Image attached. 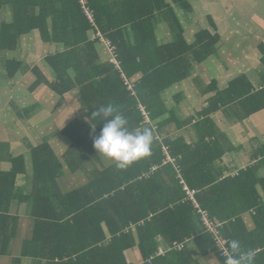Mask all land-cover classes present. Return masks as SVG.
Masks as SVG:
<instances>
[{
	"label": "trees",
	"instance_id": "obj_1",
	"mask_svg": "<svg viewBox=\"0 0 264 264\" xmlns=\"http://www.w3.org/2000/svg\"><path fill=\"white\" fill-rule=\"evenodd\" d=\"M86 2L93 13L94 24L86 19L78 0H0V73L7 79H13L19 73L22 76L31 73L35 80L30 91L45 85L58 97L78 89L87 107L86 120L72 122L63 134L74 148H85L86 154L82 157L89 161L90 156L96 153L93 137L102 128V123L93 119L91 112L101 105L113 103L120 106L127 118L137 114L138 100L149 111L154 109L158 93L185 80L192 62L200 64L216 53L220 36L211 19H208L214 34L200 30L195 34L194 44L186 42L175 11L190 13V0ZM159 13L166 14L173 35L171 41L162 45H158L155 33ZM33 32L38 33L43 44L59 49L43 59L44 65L54 74L52 81L39 67L30 68L6 55L7 52L21 50L22 38ZM89 33L94 35L91 40ZM97 33L114 49L119 69L107 63H98L97 46L105 42L95 36ZM261 61L264 65V53ZM121 75L128 79L141 76L135 87L137 98L126 91ZM227 103L239 104L243 118L249 117L264 109V89L254 92L244 76L238 77L224 91L215 94L202 114L210 115ZM138 119L139 123L142 122L140 115ZM164 147L179 166L184 184L192 190L200 189L192 184L193 168L188 166L184 148L174 143ZM30 156V180L34 184L31 193L25 194L24 188L17 186L18 177L27 176L23 156H13L8 162L10 169L0 170V237L3 246L10 237L2 226V222L9 217L2 210H7L12 201L18 200L31 202L34 219L31 239L24 247L25 257H39L35 252L43 249L48 251L44 259L49 264H126L124 253L137 245L145 264L148 260L149 264H179L188 250L173 251L163 257L155 255L158 247L156 238L161 237L170 246L174 241L186 240L199 249L205 246L206 250L201 255L215 253L224 264L225 258L217 252L215 243L206 233L198 214H194L184 192L176 197L172 193L174 191L165 189L179 188L177 183L182 186L172 164H162L165 157L162 145L153 143L150 155L137 160L127 169H117L118 172L103 170L85 188L65 195L57 192L53 197L50 192L55 189L61 174V162L46 142L31 148ZM152 165L162 168L158 173H154L156 170L150 172L152 175L146 178L143 175L150 171ZM199 170L198 165L197 173ZM161 174L169 177V186L163 183ZM243 175L240 172L236 177L211 184L210 192L216 198L209 192L196 191L199 207L208 213L212 221L216 216L214 208L208 205L209 201L217 202L224 187L237 189L242 184ZM261 247L264 248V244Z\"/></svg>",
	"mask_w": 264,
	"mask_h": 264
},
{
	"label": "crops",
	"instance_id": "obj_2",
	"mask_svg": "<svg viewBox=\"0 0 264 264\" xmlns=\"http://www.w3.org/2000/svg\"><path fill=\"white\" fill-rule=\"evenodd\" d=\"M230 3L232 4V2ZM178 11L180 10L175 11L177 17ZM191 12H193V8ZM159 16L160 20L156 26L155 33L158 45H162L168 43L169 40L171 41L173 35L170 32L171 30L168 26L166 14L161 13ZM206 19V27L201 30H208L211 34H214L216 30L217 34L220 36V40L216 45V53L200 64L192 62L189 74L185 80L158 93V99L156 100L154 109L149 111L137 99V114L127 117L129 122L128 127L130 130L143 129L145 127L150 128L153 134V143L162 146H166L168 143H174L177 147L181 149L184 148L188 166L191 165V168L194 169V171L193 169L191 170V177L193 178L192 184L201 187L197 189L198 192H209L212 194L210 192L211 184L221 182L225 178L236 177L240 172L245 174L242 176V184H240L237 189L233 188V186L224 187L222 189L221 198L215 203L209 201L208 205L210 208H214L216 216L214 221L220 225V232L224 239L226 241L230 238L238 239L241 242L243 250H252L255 253V264H264V253L262 254L264 248L261 247L262 244H264V109L253 113L249 117L243 118V112L240 110L239 104L227 103L226 105L219 106L218 110L210 115L202 114L204 109L210 106L211 100L214 98L215 94L224 91L229 86L230 82L238 77L244 76L252 85L254 92H258L262 88L264 89V65L261 61L264 53V41L260 40L254 45L248 44L250 51L246 49L245 44L242 46V42H237L235 39L233 40L234 46L230 47V34H224V32H229L230 30L226 29L222 21H219L214 16L207 15ZM208 19H211L213 22L215 30L209 26ZM179 23L182 26L180 20ZM259 25L262 27L263 24L260 22ZM183 28L185 27L182 26V29ZM237 28L238 27H236V29ZM199 31L200 30L195 34ZM236 37L238 36L235 35V38ZM89 38L90 40L94 38L93 33H89ZM241 46L242 51L237 53L236 50L241 48ZM53 47V53L59 50L56 46L53 45ZM97 49L99 52V64L107 63L116 69L120 68L118 57L115 55L114 58L104 43L101 42L97 46ZM230 49L231 51L234 50L235 53H231ZM45 56H42V63ZM216 60L218 62L217 64L215 62ZM207 64L220 71L217 78L207 80L203 79L200 74L194 73L197 66ZM43 69L40 68L41 71H45ZM231 70H235L236 73H231ZM50 73V75H52L51 80L45 77L49 81H52L54 80V74L52 72ZM121 76L123 78V83L124 80L128 82V85L124 83L126 91L130 93L131 97L137 98L135 87L140 81L141 76L137 75L133 79L124 78V75ZM179 84L183 86L175 92V88ZM70 93L79 97V102L76 99L78 104L76 107L82 112L79 117L80 119L77 120H86L87 107L82 101L78 89ZM68 94L69 93L63 96V101ZM186 96L199 98V102L195 103L193 106L192 113L188 112ZM70 99H73V97ZM140 107L143 108L144 112L147 114V120L141 115ZM58 108H54L53 111H56ZM138 115H140L142 120L140 123ZM74 121L76 120H71L69 124ZM68 125L62 131H64ZM55 135L56 133L53 132L47 137L49 138ZM63 136L69 139L66 135L63 134ZM15 139H17V137ZM23 139L24 137H21V140ZM44 142L49 144L47 138L44 139ZM70 144L72 145L71 141ZM56 145H58V143H56ZM49 146L52 148L50 144ZM52 150L59 160L60 157L58 153L54 151L53 148ZM68 151H78L79 158H76L77 161L79 160L78 162L76 161L79 166L78 172L72 171L73 173H70L66 168L65 170L67 172H64L62 168L61 174L56 180V187L50 192V196L52 197L56 196L57 192L65 195L76 189L85 188L93 179L102 173L103 170L114 169L113 171H119L112 159L100 153H95V155L90 156L89 161L84 160L82 154H86V150L83 147L79 149L73 147L71 150L68 149L66 154L62 155V158H65L66 161H69L68 159L70 158L69 153L71 152ZM12 157L8 145L4 147L0 146V162L8 163ZM71 158H73L72 154ZM104 160H111V162L107 164L104 163ZM74 161L75 160L69 161V163H73ZM198 165L200 166V170L197 173ZM151 167L157 168L158 165H152ZM151 167L149 168L150 171L143 175L146 178L152 175V173H150ZM181 167V169H183V166ZM185 167L187 166L185 165ZM160 168L156 169L154 173H158ZM26 175L27 176L22 175L18 177L17 186L23 187L24 193L28 194L33 191L34 184H32L30 180L32 172L29 175L26 173ZM160 177L163 183L165 184L166 182V186H169V177H167L166 174H161ZM75 181L77 182L74 183ZM177 185L179 188L175 186V188L165 187V189L174 191L172 193L176 194V197L182 196V188L178 183ZM212 195L214 196V194ZM110 196H112V194ZM214 198L216 197L214 196ZM190 203L194 209V214L197 215L198 213L196 212L194 203ZM196 203L198 205L197 201ZM31 210V202H21L18 200L12 201L7 207V210L6 208L2 210V212L9 217V219L1 222L3 228H6L10 238L6 246H3L2 238L0 237V264H49V262L44 259L48 253L47 250L38 249L35 253H37L39 257L32 258L24 256L25 243L31 239L34 230V219L31 216ZM209 235L211 236V234ZM156 242L158 247L155 255L161 251V257L173 251L182 252L187 249L188 252L183 256V259L179 261V264H222L221 259L215 253H211L207 256L201 255V252L205 251L206 247L201 246L199 249L191 241H174L170 246L166 242H163L161 237H157ZM175 243L183 244L184 248L182 250L174 248L173 245ZM124 258L126 264H145L137 245H133L132 248L126 251L124 253Z\"/></svg>",
	"mask_w": 264,
	"mask_h": 264
},
{
	"label": "rangeland",
	"instance_id": "obj_3",
	"mask_svg": "<svg viewBox=\"0 0 264 264\" xmlns=\"http://www.w3.org/2000/svg\"><path fill=\"white\" fill-rule=\"evenodd\" d=\"M190 3L193 12L185 14L178 11L179 20L185 27L183 28L184 37L190 45L195 42V33L206 27L207 15L222 21L224 27L230 30L224 32V34H230V36L228 35L231 41L230 47L234 46V39L237 42H242V46L245 44L248 50V44L254 45L260 40L264 41V0H190ZM260 22L263 24L262 27L259 25ZM236 27L238 28L236 29ZM235 35L238 37L235 38ZM242 46L236 50L237 53L242 51ZM20 47H22L21 50L7 52V57L23 61L30 68L35 66L44 68L43 74L51 80L52 75L41 60L42 56L53 53V45L43 44L38 33L33 32L28 37L22 38ZM231 53H235V51L232 50ZM215 62L218 63L217 60ZM194 73L200 74L203 79L213 80L218 77L220 71L207 64L197 66ZM231 73H236V71L231 70ZM34 80L35 76L31 73L23 76L19 73L13 79H7L0 73V146L8 145L12 156L22 155L25 159L26 173L29 175L32 172L30 149L42 144L47 138L60 157L63 171L69 170L70 173H73L72 171L77 173L78 151H68L71 152L68 160H75L73 163L62 158V155L73 147L69 139L63 136L62 130L71 120L80 119L82 111L76 107L78 105L76 99L79 102V97L69 93L63 101V97L55 96L45 85H40L34 91H30L29 88ZM181 86L183 85L179 84L175 88V92ZM71 97L73 99H70ZM198 102L199 98L197 97H187L189 113H192L194 104ZM54 108L58 109L53 111ZM53 132L56 135L48 138L47 136ZM16 137L17 139H15ZM21 137L24 139L21 140ZM71 154L73 158H71ZM109 162L111 160H104V163L108 164ZM9 168V163L0 162V170L7 171Z\"/></svg>",
	"mask_w": 264,
	"mask_h": 264
},
{
	"label": "clouds",
	"instance_id": "obj_4",
	"mask_svg": "<svg viewBox=\"0 0 264 264\" xmlns=\"http://www.w3.org/2000/svg\"><path fill=\"white\" fill-rule=\"evenodd\" d=\"M90 115L102 123L100 132L93 137V148L96 153L112 159L117 169H127L137 160L150 155L153 143L151 129L145 127L130 130L128 119L121 112L119 105H101ZM225 243L224 264H255V253L252 250H243L238 239L227 240Z\"/></svg>",
	"mask_w": 264,
	"mask_h": 264
},
{
	"label": "built area",
	"instance_id": "obj_5",
	"mask_svg": "<svg viewBox=\"0 0 264 264\" xmlns=\"http://www.w3.org/2000/svg\"><path fill=\"white\" fill-rule=\"evenodd\" d=\"M78 2L80 3L81 5V9L84 13V16L86 17V19L90 22V23H93L94 24V17H93V13L92 11L88 8L87 6V2L86 0H78ZM96 37L100 38L101 41H104L106 46L108 47V49L110 50L111 54L113 55V57L115 58V54H114V49L112 47H110L108 41L106 40H103L102 37H100V35L97 33L95 35ZM124 83L125 85H128V82L126 80H124ZM140 112L143 116L144 119L147 120V114L144 112L143 108H140ZM162 152H163V155L165 156L164 157V160L162 161V164L163 165H166V164H172V166L174 167L175 171H176V174H177V178L180 180V184L182 186V191L184 192V195H185V199L187 201H190L192 203H194V206H195V209H196V212L198 213L199 215V220L200 222L202 223L205 231L209 234H211L212 238H213V241L215 243V246H216V249H217V252L219 253V255L223 258H225V250H226V243H225V239L224 237L222 236L221 232H220V225H218L216 222L212 221L210 218H209V215L206 211L202 210L196 203L195 201V195H196V191L195 190H192L190 188H188L184 182H183V179H182V176H181V170L179 168V166L176 164L175 162V159L172 158L169 153L167 152V148L162 146ZM157 168L156 167H152L151 168V172H154ZM174 248L178 249V250H182L184 247H183V244H174L173 245ZM161 255V251L158 252V255ZM150 261L148 260L147 261V264H149Z\"/></svg>",
	"mask_w": 264,
	"mask_h": 264
}]
</instances>
